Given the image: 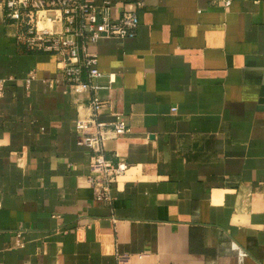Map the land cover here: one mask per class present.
<instances>
[{
  "label": "crops",
  "instance_id": "0c3cea01",
  "mask_svg": "<svg viewBox=\"0 0 264 264\" xmlns=\"http://www.w3.org/2000/svg\"><path fill=\"white\" fill-rule=\"evenodd\" d=\"M141 1L135 37L92 48L98 119L129 126L103 142L129 166L110 202L77 144L90 94L0 5V78L36 74L0 98V264H264V0Z\"/></svg>",
  "mask_w": 264,
  "mask_h": 264
},
{
  "label": "built area",
  "instance_id": "2783aa9c",
  "mask_svg": "<svg viewBox=\"0 0 264 264\" xmlns=\"http://www.w3.org/2000/svg\"><path fill=\"white\" fill-rule=\"evenodd\" d=\"M227 5L228 0L224 1ZM5 18L17 28L16 39L26 49L55 57L60 71V81L66 94L89 93L86 101L90 117L77 119L75 129L79 134L77 144L90 151L88 182L93 198L110 202L114 183L128 170L122 159L115 164L106 158L103 142L129 132L121 114L112 123L98 119L103 106L96 97L100 88L97 53L92 48L106 37L133 38L138 27L141 0L124 3L116 17L110 12L111 2L103 0L96 5L93 0H0ZM35 71L24 79L9 75L0 78V98L8 82H22L25 86L35 79ZM118 264H126L119 262Z\"/></svg>",
  "mask_w": 264,
  "mask_h": 264
}]
</instances>
